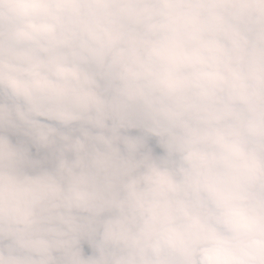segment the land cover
I'll return each instance as SVG.
<instances>
[{
    "label": "clouds",
    "instance_id": "obj_1",
    "mask_svg": "<svg viewBox=\"0 0 264 264\" xmlns=\"http://www.w3.org/2000/svg\"><path fill=\"white\" fill-rule=\"evenodd\" d=\"M0 264H264V0H0Z\"/></svg>",
    "mask_w": 264,
    "mask_h": 264
}]
</instances>
